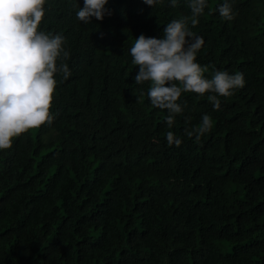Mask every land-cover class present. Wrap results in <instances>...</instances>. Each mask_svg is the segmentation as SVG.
Returning a JSON list of instances; mask_svg holds the SVG:
<instances>
[{"label": "trees", "instance_id": "16d2710c", "mask_svg": "<svg viewBox=\"0 0 264 264\" xmlns=\"http://www.w3.org/2000/svg\"><path fill=\"white\" fill-rule=\"evenodd\" d=\"M225 3L231 21L219 14ZM188 4L108 0L109 14L84 24V0H45L38 31L64 37L70 56L56 63L71 75L54 76L53 122L0 150V264H264V0H206L188 24L204 40L205 79L245 78L234 95L217 94L203 148L185 130L215 109L213 93L182 92L170 129L150 82L135 84L130 55L141 34L162 39L190 16Z\"/></svg>", "mask_w": 264, "mask_h": 264}, {"label": "clouds", "instance_id": "9594fccd", "mask_svg": "<svg viewBox=\"0 0 264 264\" xmlns=\"http://www.w3.org/2000/svg\"><path fill=\"white\" fill-rule=\"evenodd\" d=\"M158 2L144 0L151 7ZM107 3L108 0H84L83 8L76 13L77 18L84 24H90L92 18L102 21L109 14L105 8ZM176 3L177 0H171L173 7ZM44 5L45 0H0V150L10 149L13 139L29 130L53 122L51 107L57 84L54 76L58 71L65 80L71 75L66 63H61L59 69L56 63L58 58L67 60L70 56L62 47L64 37L38 31L45 15ZM207 6L206 0H189L191 15L167 24L162 39L141 34L130 48L133 63L138 66L135 84L150 82V102L156 108L168 110L165 120L170 129L176 116L183 111L177 103L182 92L200 96L213 93L208 99L215 109L199 116L194 129L185 130L189 137L195 136V142L200 143L201 148L211 138L207 136L211 132L212 119L219 115L216 110L220 109L221 102L217 94L229 97L234 95V90L245 86L242 73L230 75L226 71H217L212 79H205L207 67L196 62L204 40L189 30L188 24L195 27ZM218 11L225 20L234 19L231 4H223ZM113 84L118 85L117 81ZM174 134L172 131L166 133L168 145L173 149L182 143ZM127 142L128 137L123 143ZM121 149L124 151V147ZM169 154L165 152V157ZM144 157L145 153H139L138 158L131 160L140 165L145 162ZM128 163L125 160L123 165L129 167ZM196 179L198 184L205 181L200 180L199 175Z\"/></svg>", "mask_w": 264, "mask_h": 264}]
</instances>
